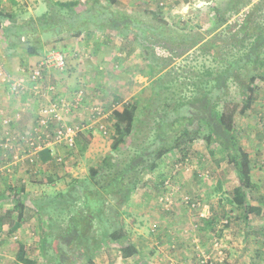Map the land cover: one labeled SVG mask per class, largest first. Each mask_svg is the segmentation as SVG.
<instances>
[{"label":"rangeland","instance_id":"rangeland-1","mask_svg":"<svg viewBox=\"0 0 264 264\" xmlns=\"http://www.w3.org/2000/svg\"><path fill=\"white\" fill-rule=\"evenodd\" d=\"M13 1L15 4L12 3ZM13 1L0 0V11L5 14L0 16V24H8L7 14H15L18 21H24L47 10L43 0ZM76 1L80 3L79 6H84L87 2V0ZM226 1L170 0L165 7H160L158 3L150 0H117L116 6L131 14H140L146 10L160 12L162 21L166 24L174 26L179 22L177 27L205 31L212 24L213 10H224ZM254 3L259 4L260 7L252 14L253 20L264 24V0H253ZM248 8L243 10L245 12L227 14L230 16L229 27H226L223 36L235 32L236 25L242 22ZM90 30L92 44H88V49L93 57L86 56L91 65L87 69L85 67V71L88 70L89 74L80 75L82 77L78 78L76 72L73 73L76 79H74V87L70 90L72 95L78 90L83 91L81 107H78L79 110L76 108L77 112L75 113L72 110L67 120L78 125L81 131L76 138L74 150L64 149V155L61 156L63 160L58 163L65 167L64 162L68 159L69 167L74 169L62 178L66 185L73 179H85L89 168L95 166L102 157L111 152L113 118L115 116L116 119L124 120L121 116H116L121 113L125 103H137L140 109L144 101L151 95V86L158 77H162L163 85H166L167 80L168 92L175 94L176 98L180 99L183 95L188 96L191 92L189 85L191 79L199 71H203L211 65L208 58L205 59L198 53V50L193 49L186 55L172 60L158 75L155 73L153 75L150 71L151 62L145 60L147 51L138 49L129 40L124 41L123 44L117 43L118 39L114 32L98 33L93 29ZM42 37L45 41L55 38L53 34H44ZM100 42L102 43L100 44ZM100 46H103V49L98 53L96 48ZM222 49H224L222 52L224 56L238 54V46L235 45L227 44L221 48V51ZM154 51L159 56L168 57V54L160 49L155 48ZM4 57L12 64L8 67L0 64V72L9 76L10 79L16 78L23 70L28 71L36 65L32 64L33 66L31 65L27 69L30 64L25 62L28 57L23 49H5L0 32V59L3 61ZM17 58L20 59V64L14 66L13 61H17ZM91 66L93 67L91 68ZM0 81L9 95L8 99L5 98V101L8 102L4 105H11L13 102L18 104L20 97L25 96L32 97V101L37 99L36 103H40L35 111L32 110V113L31 107L24 106L26 109L30 108L31 114L27 119L32 122L29 124V128L35 123L41 107L57 97L56 89L41 93L47 89V85L44 83L41 85V92L35 93V90L27 88L12 94L7 82H3L1 78ZM51 82L54 84V81ZM256 84L259 94L261 87L264 90V81H258ZM238 90L235 84L229 85L227 99L229 102H239ZM72 95L68 100H71ZM60 98L65 99L61 96ZM251 110L252 108L244 115L236 116V128L240 132L241 145L250 156V166L253 165L255 181H257L255 173L262 175L260 177L263 182L262 188H257L255 184L256 189L249 194V204L261 208V215L250 214L246 221L243 220V211L237 209L231 202L232 189L237 184L233 167L226 163V160L217 152L218 149L215 145L205 146L201 139H197L189 147L185 157L179 153H168L161 157L158 167L143 176L142 183L136 190V207L127 208V215L124 214L122 217L124 219L121 218L129 242L136 247L138 253L124 259L121 257L118 244L107 243L96 254L94 264H264V209L262 208L264 206V101L259 110L263 111L261 115L255 114ZM16 111L20 113L19 117L12 118L17 119V124H14L13 119H4L2 122L1 135L3 139L0 140V144L4 141L7 132L16 134L19 132L25 135L29 129H23V131L19 128L22 111L19 108ZM88 114L91 118H88ZM86 126H89L90 129H85ZM100 126H103L102 129L99 128ZM95 128L99 133L98 143L94 142V146L99 148L97 152L92 150L91 136H89V133ZM139 138L135 145H129L130 141L121 144L123 160L139 151L138 144L149 142V137L143 139V136L140 135ZM147 160H150V157ZM31 161L25 166H30L33 163ZM61 165L59 166L61 167ZM31 170L30 182L33 183L32 187L37 186L33 189H37L41 195L33 194L32 197L25 198V203L27 206H34L39 201L44 202V209L41 210L50 212L57 205L52 206L46 198L48 199L66 188H59V185L52 186L56 180L51 182L52 184L36 183L34 169ZM60 182L59 180L58 184ZM12 184L9 185L4 181V188L18 187L17 181ZM148 191H152L148 200L145 196L141 195V197L147 201L152 211L138 205V193L146 194ZM155 200L158 206H154ZM147 204L142 205L148 207ZM80 208L81 201L78 200L72 206L71 214L78 212ZM106 215H110L109 210ZM26 216L28 222L24 223L25 217L21 216V231L19 230L20 233L16 239H12L13 236L5 231L1 233L0 264H18L15 261V255L19 244L26 246V257L36 261L37 264H47V259L54 257L53 251L42 249L44 233L48 232V220L44 219L46 217H40L35 209H30ZM75 217L71 218V221ZM55 224L53 233L47 237L49 242L53 235L60 233L65 226L63 218L57 219ZM84 228L85 226L79 224L78 235L85 233ZM97 229L96 227L93 232L98 234ZM80 240H85V236L80 237ZM219 243H222V248L219 245L216 250L217 255H214V247ZM75 259V264H86L80 256Z\"/></svg>","mask_w":264,"mask_h":264},{"label":"trees","instance_id":"trees-1","mask_svg":"<svg viewBox=\"0 0 264 264\" xmlns=\"http://www.w3.org/2000/svg\"><path fill=\"white\" fill-rule=\"evenodd\" d=\"M43 1L47 10L24 21H18L15 14L6 15L8 24H0L5 49H23L30 58L45 51L54 52V44L58 42L89 36V30L93 29L102 33L114 32L117 43L129 40L138 49L147 51L145 60L151 62L153 75H158L172 60L193 49L211 63L191 79L190 94L180 99L168 92L167 80L168 87L161 83L162 77L156 78L152 82L151 95L140 109L137 103H125L121 113L115 114L124 120L113 115L111 152L89 168L87 177L73 179L66 190L46 198L52 206L57 205L50 212L41 210L44 202L34 205L37 214L48 220L42 249L53 251L54 257L47 259V264H75L77 256L86 264H94L99 249L107 243L118 244L124 259L136 255L138 251L129 242L121 223L126 214L125 206L142 183L143 176L158 167L163 155L179 153L185 157L197 139L205 146L215 145L217 152L233 167L237 185L232 189L231 202L243 211V220L246 221L250 214L261 215V208L249 204V194L256 186L251 178L250 156L244 151L236 128V116L244 115L253 107L258 98L256 83L264 81V24L255 22L252 17L259 4H253V0H227L224 10H213L212 24L204 31L177 27L179 22L174 26L166 24L162 14L156 11L128 13L117 8V0H87L84 6H79L76 0ZM246 7L249 8L242 22L236 25L235 32L223 36L229 27L228 15L237 14ZM1 15L5 14L0 11ZM44 34H53L55 38L45 41ZM227 44L238 46V54L224 56L221 48ZM155 48L164 51L168 57L156 54ZM230 84L238 87L239 102L227 100ZM140 135L143 139L149 137V142L138 144L139 151L123 160L121 144L130 141L129 145H135ZM40 153L42 162L50 159L49 153L43 157ZM51 182V178L44 176L36 179V183ZM8 190L18 215L8 230L13 233L21 226L24 205L20 198L24 187L12 186ZM78 200L81 208L71 214L72 206ZM107 210L110 215H106ZM73 217L75 219L71 221ZM62 218L65 226L49 242L47 237L53 233L57 219ZM1 224L0 220V227ZM79 224L85 226L84 234L78 235ZM96 227L98 234L93 232ZM83 236L85 240H80ZM15 261L37 264L26 257V246L22 244L18 245Z\"/></svg>","mask_w":264,"mask_h":264},{"label":"crops","instance_id":"crops-1","mask_svg":"<svg viewBox=\"0 0 264 264\" xmlns=\"http://www.w3.org/2000/svg\"><path fill=\"white\" fill-rule=\"evenodd\" d=\"M150 1L158 3V0H150ZM5 25L6 24H3V26H5ZM89 32H90L89 36L82 35L81 37H78L75 39H69V40H65L63 42H58L57 44H54L56 47L55 51H58V52L63 54L64 61L66 63V67L64 69L58 70L53 65L47 66L46 70H45L43 82H44V84L49 85L52 83L51 81H54V84H52V85L56 86V87L54 86L56 91H57L56 96H59V97L61 96V97H65L66 99H69L72 95L70 90H71V88L74 87V84H75L74 79H76L75 76L73 75V73L76 72V76L78 78L84 76L85 74H89L88 70L85 71V67L87 69V67L91 65V64H89L90 60L87 59L86 56L89 55V58L93 57V55L90 53V50L88 49V47H89L88 44H92V42L90 41L92 38L91 30H89ZM96 32H98V31H96ZM98 33H100V32H98ZM101 43L102 42H100V44ZM102 49H103V46H100V47L96 48V52L98 51V53H100ZM45 50H47V49L45 48ZM48 55H49V53L45 51V52H42L41 54H39L38 56H33L30 58L28 57V59L25 61L26 63L29 62V64H30L27 67V69L29 67H31L32 64L35 65L39 61L44 60ZM99 59H101V58H99ZM11 60L13 61V59H11ZM17 61H13L14 66H17V64H20V59L17 58ZM0 64H3V65H5V67H8V65L11 66L12 63L7 61V59H5V57H4L3 61H2V59H0ZM92 67L93 66H91V68ZM70 74H72L73 76H71ZM80 75H82V76H80ZM8 96L9 95L7 94V91L4 90V86L0 84V140L3 139L2 135H1V133H2L1 131H2V122L4 119L10 120V119H13L12 117H16V116L19 117L20 113L18 111H16V109L19 108V110L22 111V118H20V122H19L18 126L21 130H23V129L27 130L29 128L28 127L29 124L32 122V120L27 119V118H28L29 114L32 113V110L35 111V109L40 104V103H36L37 99L35 101H32L31 100L32 97L25 96V97H20L18 104L13 102V104L9 103L11 105H4V103L8 102V101H5V98L8 99ZM263 101H264V90L261 87V89L259 90L258 98L256 99L251 111L255 114L259 113V115H261V112H263V111H259V110H260V107H261ZM9 102H10V100H9ZM26 105L28 107H31V109L30 108H27V109L24 108V106H26ZM29 109H30L31 113L29 112ZM77 109L79 110V108H77ZM25 110H26V113H25ZM75 110L76 109L73 110L74 113L77 112V110L76 111ZM84 111L89 113L87 110H84ZM88 118H91V117H89V114H88ZM13 121H15L14 124H17V119H13ZM27 121H28V123H27ZM84 128L90 129L89 126H86ZM97 129H98V127H97ZM97 129L95 128L94 130H92L91 133H89L90 135L88 134L89 136H91L90 141L92 143L90 144V146H91L92 150H94L95 152H97L99 150V148L96 145L94 146V142H96V144H97L98 139H99L98 138L99 133H98ZM263 145H264V143H263ZM99 146H100V144H99ZM46 153H49V155H50V159L47 160L46 162H42L39 155L37 154V156L34 157L33 160L31 161L33 163L30 164V166H25V164H29L30 160L26 159L20 150H17L14 148V149L5 151L0 146V220L2 221V224L0 227V235L1 236H2L1 233L3 231H5L10 236H13L12 239H16L18 237V234L21 231V228H18L13 233H8L10 225L13 224L14 221H17L18 215H17V212L14 211V209H13L14 208V202H13L12 193L8 190V188H4V181L7 182V184H9V185L12 184L14 181H17V185L19 187L20 186L24 187V192L22 193L21 198H20L23 205H24V210H23L22 216L25 217V220L23 221V223L27 221L26 220L27 219L26 213L30 209H35V208H33L34 206L32 205V203H31L32 206L26 205L25 198L32 197L33 194L36 196L41 195V192H39L37 189H33V188H36L37 186L34 185L32 187L33 183L30 182L29 178H30V175L32 172V170H31L32 168L34 169L33 173L35 174V182H36L37 178L44 176V177L51 178L52 183L56 180L53 184L51 183L52 186L53 185H57V186L59 185V188H67V185L63 181L62 178L68 172L74 171V169H71V167H69L70 163H68L69 162L68 159L65 160V162H64L65 167H63L61 164H58V162H56V160H55V156L64 155V148L61 146H58V145H54L50 149H45V150L41 151V153H40L41 157L45 156ZM250 162H251V160H250ZM59 165H61L62 168ZM252 167H253V165H251L252 182L254 184H256L257 188L258 187L262 188L263 182L260 180V177L262 175L255 173V175H257V178H256L257 181H255V178H254V172L255 171ZM59 180L61 182L58 184ZM13 187H15V186H13ZM151 192L152 191H148V192H146V194L144 192L142 194L140 192L138 193V195H139L138 196V202H139L138 205H140L141 208H143V209L148 208L149 210H151L150 205L147 204V201H146L151 197ZM136 194H137V192L133 195V197L129 201L128 205L125 206V208H124L126 215H127V208L136 207V205H137L136 204V196H137ZM141 195L145 196L146 200H143ZM5 201H6V203H5ZM7 201H8V203H7ZM142 204H144V205L147 204L149 206L145 207ZM154 206H158L156 200H155ZM262 208L264 209V206ZM35 212H36V210H35ZM122 219H124V218H122ZM33 220H34V218L32 217V221ZM20 223H21V221H20ZM21 226H22V224H21ZM219 245L222 248V246H221L222 243L217 244L214 247V251H213L214 255L216 254V252H217L216 250H217V247ZM102 248L103 247H101L99 249V252Z\"/></svg>","mask_w":264,"mask_h":264},{"label":"built area","instance_id":"built-area-1","mask_svg":"<svg viewBox=\"0 0 264 264\" xmlns=\"http://www.w3.org/2000/svg\"><path fill=\"white\" fill-rule=\"evenodd\" d=\"M169 0H159L158 6L165 7ZM53 65L61 70L66 67L64 56L58 51L50 52L42 61L28 71L23 70L16 78L10 79L9 76L0 72V78L7 82L12 94L19 93L31 88L35 93L41 92V85L44 83V75L47 66ZM30 90V89H29ZM55 90L54 85H47V89L41 93ZM83 91L78 90L73 93L71 100L60 98L59 96L51 99L39 110L35 123L30 127L25 135L23 133L7 132L2 143L4 150L17 149L23 153L24 157L32 160L37 154L45 149H50L54 145L63 147L65 150L73 151L81 128L68 122L69 113L81 107ZM4 123H7L4 121ZM103 126L99 128L102 129ZM17 141V142H16ZM56 162L60 163L61 156H55ZM203 263V262H202Z\"/></svg>","mask_w":264,"mask_h":264},{"label":"clouds","instance_id":"clouds-1","mask_svg":"<svg viewBox=\"0 0 264 264\" xmlns=\"http://www.w3.org/2000/svg\"><path fill=\"white\" fill-rule=\"evenodd\" d=\"M158 2H159V0H158ZM3 143V142H2ZM2 143L0 144V146L2 145ZM1 148H2V146H1ZM3 149V148H2ZM40 153V152H39Z\"/></svg>","mask_w":264,"mask_h":264}]
</instances>
